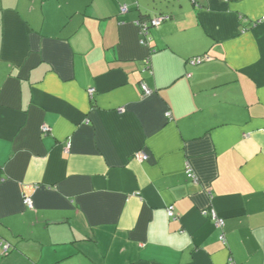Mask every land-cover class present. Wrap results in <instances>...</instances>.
I'll use <instances>...</instances> for the list:
<instances>
[{
    "label": "crops",
    "instance_id": "1",
    "mask_svg": "<svg viewBox=\"0 0 264 264\" xmlns=\"http://www.w3.org/2000/svg\"><path fill=\"white\" fill-rule=\"evenodd\" d=\"M231 258L264 264V0H0V264Z\"/></svg>",
    "mask_w": 264,
    "mask_h": 264
},
{
    "label": "built area",
    "instance_id": "2",
    "mask_svg": "<svg viewBox=\"0 0 264 264\" xmlns=\"http://www.w3.org/2000/svg\"><path fill=\"white\" fill-rule=\"evenodd\" d=\"M128 10L127 6L126 5H123L122 7V12H126ZM169 17L167 16H158V17H154V18H141L138 22V27H139V34H140V43L142 45H149V42H150V39H151V35H150V32H151V29L153 27H156V26H159L161 23H163L164 21H166ZM203 59H208V57L204 56L203 58L202 57H198V58H194L191 60V63L192 64H197V63H200L201 61H203ZM143 90H144V93L146 95H149L151 94L153 91L148 88V86L144 83L141 84ZM95 89L94 88H91L89 90V92L92 94L94 93ZM167 116H170V113L167 114ZM48 128L44 127L43 130L47 131ZM136 157L140 160V161H146L149 159V154L144 151V150H140ZM187 173L193 178L194 181H197L198 178L196 176L195 173H193V170L192 168H188L187 169ZM24 203L27 207L29 208H34V202H33V199L29 196H26L24 198ZM168 214L170 217L174 216V207L173 206H169L168 209ZM208 213H211V216L213 217V220L216 224V226L219 228V229H222L225 225V222H224V219L223 218H220L216 212L214 210H212V212L210 211H207ZM221 239L223 241H225V234L222 233L221 234ZM10 248V244H5L4 245V251L7 252L8 249ZM230 264H235V262L233 261V259L231 258L230 259Z\"/></svg>",
    "mask_w": 264,
    "mask_h": 264
},
{
    "label": "trees",
    "instance_id": "3",
    "mask_svg": "<svg viewBox=\"0 0 264 264\" xmlns=\"http://www.w3.org/2000/svg\"><path fill=\"white\" fill-rule=\"evenodd\" d=\"M6 244H9V243H6ZM10 248H11V245H10ZM10 248L8 249V251L10 250ZM8 251H7V252H8ZM4 252H5V251H4ZM5 253H6V252H5Z\"/></svg>",
    "mask_w": 264,
    "mask_h": 264
}]
</instances>
